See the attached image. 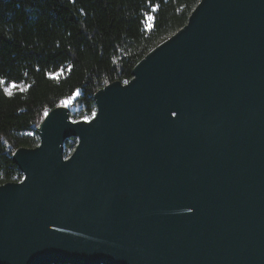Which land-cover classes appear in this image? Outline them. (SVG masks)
I'll return each instance as SVG.
<instances>
[{"label":"water","instance_id":"obj_1","mask_svg":"<svg viewBox=\"0 0 264 264\" xmlns=\"http://www.w3.org/2000/svg\"><path fill=\"white\" fill-rule=\"evenodd\" d=\"M94 103L14 151L0 264H264V0H199Z\"/></svg>","mask_w":264,"mask_h":264},{"label":"trees","instance_id":"obj_2","mask_svg":"<svg viewBox=\"0 0 264 264\" xmlns=\"http://www.w3.org/2000/svg\"><path fill=\"white\" fill-rule=\"evenodd\" d=\"M198 2L0 0V184L22 179L12 155L39 143L36 128L48 111L65 105L71 119L91 118L94 93L127 83L134 65L184 26ZM10 83L26 87L8 93ZM76 142L64 140L65 157Z\"/></svg>","mask_w":264,"mask_h":264},{"label":"rangeland","instance_id":"obj_3","mask_svg":"<svg viewBox=\"0 0 264 264\" xmlns=\"http://www.w3.org/2000/svg\"><path fill=\"white\" fill-rule=\"evenodd\" d=\"M149 18H151V17L150 16H147V20H146V24L147 25L150 24V19ZM63 73H64L63 71H59V72H57L55 74H52V75L58 77V76L62 75ZM25 87H26V85H24L22 83H10V84H8L5 87V89H7L6 92L11 93V92H13L15 90H18V89L19 90L24 89Z\"/></svg>","mask_w":264,"mask_h":264},{"label":"snow or ice","instance_id":"obj_4","mask_svg":"<svg viewBox=\"0 0 264 264\" xmlns=\"http://www.w3.org/2000/svg\"><path fill=\"white\" fill-rule=\"evenodd\" d=\"M149 19H151V18H149ZM3 83V81L2 80H0V84H2ZM5 91H7V89H5ZM174 115H175V113H174Z\"/></svg>","mask_w":264,"mask_h":264}]
</instances>
